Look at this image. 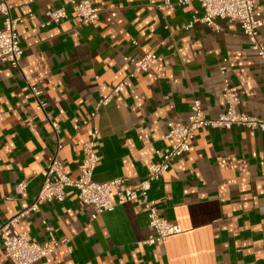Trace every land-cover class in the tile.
<instances>
[{
  "label": "crops",
  "instance_id": "crops-1",
  "mask_svg": "<svg viewBox=\"0 0 264 264\" xmlns=\"http://www.w3.org/2000/svg\"><path fill=\"white\" fill-rule=\"evenodd\" d=\"M8 1L24 54L20 69L0 62V226L33 202L56 150L55 133L36 108L29 82L43 90L46 110L60 123L61 157L74 179L83 145L98 126L100 161L93 179L122 176L139 185L159 159L157 151L175 142L167 137L168 122L186 123L194 99L210 117L226 110L223 59L242 92L237 109L264 118L261 58L237 22L221 21L220 31L201 22L185 28L203 13L197 0L189 6L177 0H94L100 18L83 25L69 0ZM56 7H65L68 17L43 27L47 11ZM255 9L264 19V0H255ZM260 38L264 46V25ZM150 53L157 58L149 70L131 74L124 56ZM124 79L127 85L92 119L100 93ZM22 180L27 188L17 193ZM150 201L180 227L155 245L144 243L150 227L141 200L91 219L93 208L80 202L74 186L64 201L42 203L17 228L43 242L46 221L56 237L70 239L72 250L61 246L34 264H264V132L240 125L200 128L190 152L152 183ZM0 264H11L1 242Z\"/></svg>",
  "mask_w": 264,
  "mask_h": 264
},
{
  "label": "built area",
  "instance_id": "built-area-1",
  "mask_svg": "<svg viewBox=\"0 0 264 264\" xmlns=\"http://www.w3.org/2000/svg\"><path fill=\"white\" fill-rule=\"evenodd\" d=\"M195 0H177L181 6H189ZM203 9L202 15H193L192 20L185 25L189 29L195 23L201 22L211 25L220 31L223 29L221 21L237 22L243 33L250 41L251 49L261 58L264 80V46L260 38V31L264 25L263 15L255 9V0H197ZM74 5L79 24H92L100 18V9L94 4V0H69ZM169 3V2H168ZM162 8V6H160ZM0 14L3 26L0 28V62L8 63L14 69L21 68V59L24 49L20 42L18 22L14 18L12 8L8 0H0ZM68 17L65 7L49 9L46 19L42 22L43 27L59 23ZM133 43L137 41L133 39ZM157 58L155 53L145 54L141 57L125 55L124 59L133 67L131 74L148 71L150 65ZM222 76V96L226 104V110L217 117L207 115L202 102L196 98L191 104V112L186 123L169 121L167 137L175 139L170 149L166 152L157 151L159 159L150 163L148 174L133 187L128 178L116 177L114 179L98 182L93 179L95 169L100 161L96 150V140L100 129L95 126L89 139L84 143V158L79 169V176L71 178L65 173V164L61 157L64 144L61 141L60 123L53 119L46 110L47 102L42 98L43 90L31 82L29 87L32 91L36 108L44 112L55 133L57 142L53 157L46 165L44 181L37 192L33 202L18 214L5 221L0 226V242L2 243L11 264H34L39 260L53 254L59 247L66 246L72 250L69 238H58L53 233L47 222L46 230L48 238L43 242L29 239L28 235L21 232L17 226L19 222L28 217L32 212L40 211V205L52 201H64L68 187L78 189V197L82 204L93 208L91 219H96L105 211H112L119 205H124L134 200H141L149 219L150 233L144 243L155 245L180 232V227L159 214L158 208L150 201L152 183L162 178L170 169L171 164L177 158L184 156L191 150V143L196 137L197 131L202 127L231 129L240 125L254 131L264 132V118L257 117L246 112L239 111L237 105L241 103L242 92L232 84L228 74V59H223L219 64ZM127 80H122L112 92L100 93L95 110L91 113L92 119L100 118V108L108 105L127 85ZM89 119L84 121L85 124ZM27 188V181L22 180L15 185L17 193H23Z\"/></svg>",
  "mask_w": 264,
  "mask_h": 264
}]
</instances>
